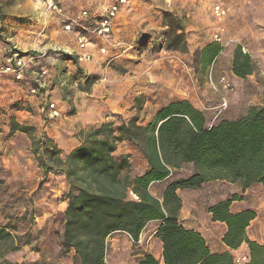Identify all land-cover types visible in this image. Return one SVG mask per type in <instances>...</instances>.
<instances>
[{
    "label": "rangeland",
    "instance_id": "rangeland-1",
    "mask_svg": "<svg viewBox=\"0 0 264 264\" xmlns=\"http://www.w3.org/2000/svg\"><path fill=\"white\" fill-rule=\"evenodd\" d=\"M60 1L64 9L63 14L51 12L32 0H0V54L18 51L22 55L27 53L40 56L38 62L51 70L55 83L59 80L68 83L65 88H55L51 94V98L57 102L61 99V94L68 104L75 99L80 103L81 100L86 101L90 97L86 94L81 95L73 89L76 81L73 80L74 72L78 70L72 63H70L71 66L63 63L70 56L77 61V51H80L77 37L79 32L96 44L89 46L91 53L93 50L90 61H78L88 67L87 74L79 72V80H82L84 75L90 77L87 82H78L81 86L79 88L92 91L95 87L104 93V96L99 98L103 103L98 102L97 108L96 106L93 108V110L104 108V122L114 121L117 119L116 116L121 115L124 118L138 116L139 122L145 124L152 119L163 93L170 91L181 94V89L186 96L189 93L198 94L210 107H219L222 97H225L228 100V108L219 113L217 107L218 114L238 118L246 114L251 107L249 105L253 98L250 95L251 93L254 95V89L264 88V0H128L119 11L113 24V33L106 42H101L91 33L95 25L92 21L82 22L86 30L78 25H74L72 31H67L64 27L67 19L76 17V14L82 10H89L97 16L105 14V1L84 0V8L79 7L77 11L67 7L63 0ZM218 4L228 9V15L223 24L224 38L229 40L230 44L223 47L222 54L204 72L196 64L195 56L207 44L215 42L214 33L218 22L213 14V8ZM175 32L178 36L184 37L183 42L179 41L180 43L175 44L179 50L169 47L170 38H174ZM71 47L78 50L73 52L69 49ZM102 47L106 48L104 54L100 52ZM238 47L245 49V53L250 54L255 63L253 79H249L248 76L238 81L231 72L234 52ZM185 48L186 51H184ZM168 57L176 61L172 69L164 65L165 62L171 61L165 60ZM156 60L162 61L158 63ZM57 67L60 78L53 73ZM170 70H173V74L168 73ZM157 72H161L163 77L154 81L151 75ZM223 77L231 83L232 89L226 91L220 85L219 92H216L212 88L211 80L218 84ZM140 79L144 80L138 82ZM6 87L7 94L2 98V105L0 104V127L3 128L10 120L16 122L14 120L17 115L7 113L8 109L23 112L27 116V113H31L32 116L39 115L42 120L52 121L46 119V115L38 110L37 114L34 113L31 106L33 102H38V108H40V99L30 96L27 82L17 83L10 80L6 83ZM20 98L27 100V105H21ZM138 98L142 100L141 110L134 107ZM58 105L63 110L62 116L58 119L68 116L69 108L66 105L62 107L59 103ZM106 117H109V120H106ZM28 124L24 127L32 131L24 132L26 133L24 134L17 130L16 138L21 146L28 145L27 138L32 142L34 136L46 135L45 133L35 134L34 123L29 121ZM140 166L141 161L137 160L136 168L140 169ZM131 172L134 174L133 171ZM190 173V167L186 166L179 170L177 177L188 176ZM47 179L45 178L46 181ZM57 184L61 186L60 183ZM219 184H210L209 187L212 188L207 187L203 193L216 190L214 188H217ZM63 195L61 191L55 208L48 210L47 213L42 212L44 216L51 212L52 216L45 223L38 224L34 222L36 218L34 213H38L36 208L39 209V214L41 210L40 206H35L33 197L17 195L10 187H0V224L6 225L11 222L17 231L13 233L22 238L23 243L31 242L27 251L23 248L19 252L9 254L7 258L11 262H20L24 259L23 262L29 263L75 264L71 256L62 255L60 246L63 213L66 208V204L61 202L65 201ZM48 197H41L45 209L49 207ZM32 206L33 210L30 213ZM185 221L189 222L191 218L187 216ZM154 231L153 224L148 226L138 244L124 234H115L110 237L107 264H138L140 260L138 255L144 249H152L156 252L158 246L152 238ZM46 257L50 259L47 260Z\"/></svg>",
    "mask_w": 264,
    "mask_h": 264
},
{
    "label": "trees",
    "instance_id": "trees-1",
    "mask_svg": "<svg viewBox=\"0 0 264 264\" xmlns=\"http://www.w3.org/2000/svg\"><path fill=\"white\" fill-rule=\"evenodd\" d=\"M182 40L184 37L175 32L169 47L179 50L175 44ZM223 51L220 44L210 43L196 53L195 62L206 72ZM255 68L250 54L238 47L233 73L246 78ZM84 77L85 82L89 81L88 75ZM134 107L142 109L141 98ZM116 117L81 130L80 144L65 157L48 136L32 138L33 153L45 175H64L69 184L63 195L67 207L63 213L62 255L73 251L75 264H107L110 237L126 233L138 244L147 226L158 221L155 235L163 244L162 261L144 253L139 264H237L231 252H212L199 232L182 225L183 201L178 191L200 189L214 181L237 183L243 190L257 184L264 186V106H251L246 114L223 118L215 124H210L205 112L188 100L163 105L145 124L138 116ZM16 130L32 131L14 124ZM123 142H130L143 154L149 166L145 173L133 175L130 155L116 154ZM186 166L191 169L189 176L177 177ZM173 176L161 198L152 194L153 184ZM241 199L233 195L209 207L208 212L213 221L226 224L223 241L230 249L246 244L250 251L248 264H264V244L247 234L256 212L233 213L230 209L233 201ZM14 231L11 222L0 224L1 264H41L11 262L7 258L31 243H23Z\"/></svg>",
    "mask_w": 264,
    "mask_h": 264
},
{
    "label": "crops",
    "instance_id": "crops-1",
    "mask_svg": "<svg viewBox=\"0 0 264 264\" xmlns=\"http://www.w3.org/2000/svg\"><path fill=\"white\" fill-rule=\"evenodd\" d=\"M63 1L66 3L67 7H72L73 10L76 11L79 9V7L84 8L85 6L84 0H63ZM69 49L70 50L72 49L73 52L78 50V48L75 47H71ZM92 54H93V50H92ZM70 57L68 60H66L63 63H67L68 66H71L70 63L73 64L74 68L78 70V72H74L75 74L73 80H76L77 82L80 83L81 80H79L78 78L79 72L80 74L81 73L87 74L88 67L85 66V64L79 63L78 61H75L72 59V57L71 58ZM172 59H173L172 57L165 58V60H171L169 62H165L164 65H167L166 68L170 67V69H172L173 63L176 62ZM156 61L158 63H161L162 60H160V62L158 60ZM160 67H162V65H160ZM57 69L58 67L55 69L53 73L57 76V78H60ZM80 69L81 71H79ZM231 72L235 79H237L238 81L242 80V78L237 77L233 73L232 69ZM158 73L159 72L153 73L151 75L154 81H158L161 77H163V75H161L162 74L161 72L159 74ZM168 73L173 74V70H170V72L168 71ZM180 74L183 75V73ZM254 76L255 74L250 75L248 78L253 79ZM144 79H140L138 80V82ZM79 83L77 84L74 83L75 86L73 89H76L77 93H80L81 95L86 94L89 95L90 97L86 101L81 100L80 103L77 101V99H75L73 102H69L68 104V102L64 100L61 94L60 95L61 99L58 100V103L61 104L62 107L67 106V108H69V112H68L69 115L66 116L65 118L56 119L52 121H45L42 120L41 116L39 115L32 116L31 113L30 114L27 113L28 114L27 116L23 112L13 111L12 109H8L7 113L8 112L10 114L15 113L17 115L16 120H14L16 122H12L10 120L5 126H3V128L2 126L0 127V187L1 186L5 188L10 187L12 192L16 193L17 195H29L31 198L33 197V200L35 201V206L36 207L40 206V210H41V213L39 214V209L36 208V212L38 211V213H34V216L36 217L34 222L38 224L45 223L47 219L52 216L51 212L45 216L44 214H42V212L47 213L49 212L48 210H51L56 207L57 198L61 193V191L65 193L68 187V183L64 175H58L54 173H50L48 176L45 175L43 169L40 168L39 166L36 156L33 153L32 142H30L29 138H27L29 142L28 145L24 144V146H21L18 141V138H16L18 131L17 130L13 131V124H18L20 126H24V125L27 126L29 125L28 124L29 121L33 122L34 123L33 125L36 127L35 134L40 135L42 133H45L49 137V139H51L59 147V149L62 151V155L65 157L75 147H77L80 144L79 134L81 130L100 126L102 122H104V116H105L104 108H100L99 110L96 109L93 110L94 106H96L98 102L103 103V101L100 100L99 98L101 96H104V93L102 91L100 92L95 87L92 88V91L91 90L84 91L79 88L81 87L79 86ZM254 92H255L254 95L252 93L250 95V97H252L253 99L249 107L264 106V88L257 87L254 89ZM178 93L179 92H170V91H166V93H163V95H161L159 98L160 99L159 102L157 103L156 111L159 108H161L163 105H166L168 103L180 101V100H188L192 102L198 109L205 112L210 124H215L223 118H227V119L237 118V116L231 117V115L230 117L221 116L222 114L221 115L218 114V110H217L218 106L216 107H210L209 105L207 106L206 105L207 102L203 100L200 96H198V94L189 93L186 96L183 95L184 93L182 89L180 90L181 94ZM57 97L58 96H56V98ZM2 103L3 100L1 101V105ZM31 107L33 108L35 114H37V110L38 112H40L38 108V102L36 103L33 102ZM106 120H109V117H106ZM116 154L130 155V160L132 163L131 171L134 172V174L132 173L133 175H141L145 173L149 168L148 162L143 156V154L134 146H132L130 142L121 143L118 147ZM137 160L141 161V166L139 167L140 169L136 168ZM188 176H184V177H188ZM45 178H48L47 179L48 181H46ZM173 178L174 176L168 180L153 184L150 189L152 194L158 198H161L165 188L170 183V181L173 180ZM57 183H60L61 186L60 185L58 186ZM212 183H220V184L218 185L217 188H214L216 190L210 191L209 193H203L205 192V189L209 187V185ZM209 188L212 187L210 186ZM178 194L180 195L183 201V208L180 215V221L182 225H184L189 229H193L199 232L206 239L208 246L210 247L212 252L224 253L229 251L233 254L235 260L238 258H243V259L246 258L248 259V263L250 262V251L248 246L246 244H243L238 249L235 250L230 249L223 241L224 235L227 231L226 224L222 222L213 221L212 214L208 212L209 207L219 202L227 201L231 199L233 195H238L242 197L241 200H236L232 202L230 209L233 213H238L244 210H253L256 212L257 217L252 221L251 225L248 227L247 234L251 240L257 241L260 244H264V186L263 185L257 184L250 188H247L246 190H243V188L237 183H230L227 181H214L205 184L200 189L179 190ZM42 196H46V197L49 196L48 197L49 199L47 201L49 207L47 209L44 208L43 205L44 201H42L41 199ZM61 202L62 204H66L67 207L66 201H61ZM11 206L17 207L16 205H11ZM5 208L8 209L9 207H5ZM32 210H33V206L31 207L30 213H32ZM202 215L203 217H201ZM187 216L191 218V221L189 222L185 221ZM152 224L155 226V231L152 235V238L157 243L158 246L157 251L155 252L152 249L148 250L146 248L138 256L141 259L144 256V253H151L157 259L162 261L163 244L155 235L156 230L160 223L158 221H154L150 223L148 226ZM118 234H124L129 236L126 233H118ZM29 246L30 245H23L21 250L25 248L27 251ZM69 256L73 257L74 252L71 251ZM46 259L48 260L50 258L46 257ZM21 261L23 262L24 259H22ZM245 262H247V260Z\"/></svg>",
    "mask_w": 264,
    "mask_h": 264
},
{
    "label": "built area",
    "instance_id": "built-area-1",
    "mask_svg": "<svg viewBox=\"0 0 264 264\" xmlns=\"http://www.w3.org/2000/svg\"><path fill=\"white\" fill-rule=\"evenodd\" d=\"M34 3L44 6L51 12L63 14V7L60 0H32ZM105 1V14L101 16L91 13L89 10H82L76 17L67 19L65 29L72 31L74 25H78L83 30H86V26L83 23L93 22L95 23L91 33L95 35L101 42L109 41L113 33L114 21L123 6L127 4L128 0H103ZM213 14L218 22V27L214 33V40L223 47L230 44L229 40H225V26L224 20L228 15V9L222 4H218L213 8ZM79 28V29H80ZM78 45L80 51L77 54V61L85 62L90 61L93 57L89 46H95V42L89 40L86 35L81 32L78 33ZM245 52V49H243ZM100 52L104 54L106 48H100ZM40 56L36 54L22 55L18 51H14L10 54H0V104L4 95H6L7 87L6 83L10 80L17 83H28L29 94L32 97H37L39 100V111L46 115V119L55 120L62 116L63 110L58 105V102L51 98V94L57 87L65 88L68 86L66 81L59 80L58 83L54 82L51 70L38 62ZM85 77L81 81H84ZM78 83L77 81L75 82ZM212 88L219 92L221 87L229 91L232 89L231 83L227 78L223 77L220 83H215L211 80ZM21 105H27V100L20 98ZM228 108V100L222 97V102L218 107L219 113ZM134 242V240L130 237ZM140 241V240H139ZM247 260V262H245ZM237 264H247L248 259L238 258L235 260Z\"/></svg>",
    "mask_w": 264,
    "mask_h": 264
}]
</instances>
